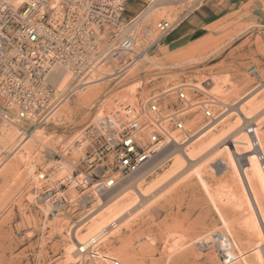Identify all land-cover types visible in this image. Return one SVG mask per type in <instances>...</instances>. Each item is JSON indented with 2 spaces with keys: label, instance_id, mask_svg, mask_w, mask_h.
I'll use <instances>...</instances> for the list:
<instances>
[{
  "label": "rangeland",
  "instance_id": "1",
  "mask_svg": "<svg viewBox=\"0 0 264 264\" xmlns=\"http://www.w3.org/2000/svg\"><path fill=\"white\" fill-rule=\"evenodd\" d=\"M193 6L190 9L183 7L175 13L167 12L165 17L152 20L151 26L156 30L161 19L171 22L180 19L166 38L150 47V55L155 56L154 63L144 60L131 78L128 70L119 80L112 81V85H116L121 78L129 77L113 93L137 86L131 93L141 88L143 94L146 93L143 95L145 99L153 90L182 81L199 82L201 86H207L209 92L213 79L204 80L210 75L220 80L224 94L230 93L229 103L238 101L257 86L262 91H256L259 94L254 101L263 102L264 0H194ZM130 7L136 9V13L141 10L136 1L130 2ZM190 19L195 22L194 28L190 29L191 23L182 27ZM185 33L187 36L183 38ZM72 80L74 85L78 84L75 76ZM52 84L54 111L57 112L53 111L55 114L52 113L47 123L36 131L42 140L35 143L36 156L27 159L29 163L22 164L24 171L10 181L0 195V264H66L67 235L74 233L71 226L96 203L86 201L79 208L83 195L77 191L71 193V190L70 194H75L76 199L59 217L47 221L42 218V210L34 205L30 178L41 166L54 167L57 159L45 160L44 152L54 149L63 156L66 148L75 143L78 133L92 123L102 103L106 102L107 108L115 106L108 98L112 95L110 93L101 95L92 110H77L75 93L71 95L67 89L57 92ZM209 94L212 95L211 90ZM213 108L216 113L226 109L218 104ZM235 112L227 115V120L214 130L234 122L238 117ZM58 116L63 118L58 119ZM200 118L202 121L201 113ZM198 126L192 127L194 132ZM253 127L252 134L244 128L237 138H229L227 144L199 165H188L193 151L207 141L213 130L187 148V154L181 152L176 159L166 161L148 176L145 181L152 184L169 171L186 166L176 176L167 177L171 180L142 206L137 198L131 229L121 230L119 236L100 245L97 252L99 264L108 262V253H122L123 250L135 255L136 264H168L169 259L170 264H264V113L254 121ZM21 138L18 136L17 140ZM255 139L259 148L233 141L253 142ZM17 140L14 146L18 145ZM14 146L1 157L4 159L8 155L3 166L13 156L10 152ZM74 156L81 155L74 152ZM2 175L3 171H0V178ZM58 177L60 175L56 174ZM116 257L124 263L120 256L110 260Z\"/></svg>",
  "mask_w": 264,
  "mask_h": 264
},
{
  "label": "built area",
  "instance_id": "2",
  "mask_svg": "<svg viewBox=\"0 0 264 264\" xmlns=\"http://www.w3.org/2000/svg\"><path fill=\"white\" fill-rule=\"evenodd\" d=\"M132 1L141 10L148 5L147 0H0V137L18 129L23 140L47 123L55 104L47 75L56 64L71 71L80 85L97 65L110 67L109 78H118L136 63L140 54L135 52L133 24L141 10L136 13ZM176 23L161 19L157 39L166 38ZM214 105L207 86L195 88L182 81L153 90L139 103H122L121 110L112 111L98 127L89 126V144L75 141L84 147L82 157L45 151V160L57 158L55 166H41L30 178L34 205L42 210L43 220L64 213L72 203L71 190L83 195L79 208L86 201L96 202L149 163L174 131L187 140L194 113H201L205 125L212 124L221 113ZM64 164L67 169L56 178L55 167ZM105 234L102 230L86 244L79 243L80 253L98 252ZM84 255L89 262L90 256Z\"/></svg>",
  "mask_w": 264,
  "mask_h": 264
},
{
  "label": "bare ground",
  "instance_id": "3",
  "mask_svg": "<svg viewBox=\"0 0 264 264\" xmlns=\"http://www.w3.org/2000/svg\"><path fill=\"white\" fill-rule=\"evenodd\" d=\"M147 2H148V5L140 11L139 16L135 19V22L133 24L134 25L133 27H136V30H137V35H135V41H136L135 52H137V54H140V55L138 59L139 61L137 60L136 64H134L131 68L128 69L129 70L128 75H130V78H131V74L135 75L137 73V67L142 61L145 60L146 62H153V63L155 61L154 60L155 56L150 55L151 53H149V49L150 47H152V45H154V43H157L158 41H160V39H157L159 35L158 33L155 35V32L157 31L154 29L153 26H151L152 20L154 18L165 17V14L167 12L175 13V11H178L179 9L183 7H186L188 9L194 7L193 6L194 0H147ZM178 20L180 19H176L175 21L178 22ZM178 33H181V32L179 31ZM109 68L105 66L104 64L97 65L93 69V71L90 72V75L87 78V81L81 83L80 85L79 84L74 85V81L72 80L74 75L71 73V71H69L66 67L62 65L56 64L55 67L48 73L47 79L51 83V85H53L52 82L55 84L57 92L63 91V89H67L69 90V93L71 95L75 93V99H76L75 101L77 102V108H78L77 110H82V111L92 110V108L95 107L96 100L99 99L101 95L103 94L107 95V94L112 93V95H110L108 98L112 99V104L114 103L115 106L113 107L111 105L109 106V108H107V103L106 102L102 103L98 109V114L96 115L95 118H93L92 123L88 125V127L89 126L98 127L101 120H103L105 117H108L112 111L115 112V111L121 110V107L119 105H121L122 103L130 102V101L134 103H139L141 102V99H143V95L146 94V93L143 94L142 91L139 92L138 90L139 88H137V92L131 93V91L134 90L137 86L136 87L130 86L132 88L126 87L125 89H123V91L119 90L118 92L113 93L115 89L121 86L119 84H121L122 81L127 80L129 77L126 76L127 78L126 77L121 78V81H118L116 85H112V81H115L116 79L123 76L128 70L118 78H112V77L109 78V76L112 75L111 69ZM206 77L208 78L205 79L204 81L208 79L209 80L213 79L210 82V87H211L210 90L212 92V96H213L215 104L221 105L224 108H226L225 111L221 113L222 118H220L221 116L218 115L220 119L216 118L213 121V123L215 124L205 125L204 122L201 121L200 113L199 112L194 113L193 118L187 124L189 131H190V135L187 140H184V137L179 131H174L171 134L169 133L170 135H172L171 141L164 147L163 150H161L143 168L139 169L132 175L124 178L119 183V185H117V187H115L113 190L109 191L108 193L103 195L100 199H98L95 205L93 206V208L89 210L90 212H88L86 216L76 221L75 225L71 226L72 230L74 229V233L72 234L68 230L69 233L67 236L69 239L67 241H69V243L66 245V250L64 254L66 264H75V263H78L80 260H82L81 264H99V261L97 258L98 254L96 251H92L91 253H88V252L84 253L90 256L89 258L91 260L87 262L86 255L81 254L82 252H81V249L78 248L79 247L78 244L79 243L86 244L87 240L91 236L93 235L95 236L99 234L100 232H102L103 230V231H106V234L103 237L100 244L98 245V247H100V245L104 241H107L109 238L119 236L121 230L131 229L130 222H131V217L133 216L132 211H135L136 209L135 208L133 210L134 206L136 205L134 202L137 200V198H140L138 199L139 201L137 200V202L138 204H141L142 206L143 204L146 203L148 199H151L152 197H154L157 194V192L160 190V188L166 183H168V180H171L170 179L171 177H173L175 174L177 175L178 171L184 169V167L186 166H184L180 170L173 169L169 171V173L163 176L159 181L152 183V184H148L145 181V179L151 174H153L159 167L163 166V164L166 161H171V160L173 161L174 159H176L178 155H180L181 152L187 154V151H185V150H188L187 148H191L197 141H199L200 139L208 135L211 131L216 129L218 125L225 122L227 120V115L229 114L233 115V113L231 114V112L236 111L235 113H237V116H238L236 120L234 122H230L227 125V127H224L219 130L217 128V130H214L210 134V137L207 139V141L203 143L200 147H198L196 150L193 151L192 156H190L188 159L189 161L188 165H193V166L199 165V163H201L203 159H206L209 155L213 154V152L216 151L219 147L224 145L226 141H228L229 138L234 137V136H235L234 138H237L236 135L239 132H241L244 128H247L251 132V134L254 132V127H253L254 121H256L260 117V115L264 113V101L263 102H261V100L257 102L254 101V99L258 97V95L256 94L257 93L259 94V92L261 93L262 90H259L257 86L256 88H253L251 91H248V93H246L245 96H243L242 98L238 99L239 97L238 96L237 97L238 101L232 102V103L230 101L229 103L228 98L230 96V93L224 94V91H221L222 83L220 82V80L214 79L210 75L209 76L206 75ZM195 79L199 81L197 79V76L195 77ZM187 84L195 88H200V87L202 88L199 82L198 83L190 82ZM257 90H259V92L256 93ZM54 109L52 111H54ZM68 116L69 115L67 114V117ZM62 118L63 116L61 117L58 116V119H62ZM201 122L203 123L202 126H198V124ZM195 126H198V127L195 129V132H194L192 127H195ZM36 131H34L27 138L21 141H19V139L17 140L19 136L18 134H16V133H19L18 129H13L8 133V135L0 137V155L2 154L3 151L4 152L9 151V148L15 145L14 143L16 140L18 144L14 146V149L10 152V153H13V156H11V158L7 161V163L0 169V171H3V175L0 178V195H1V192H3V190L5 189V187L8 186L10 181L18 178L21 172L24 171L21 167L22 164L29 163L28 161L26 162V160L33 159V157L36 156L35 154L37 152V148L35 146V143L37 141L39 142L42 141L40 135L36 134ZM89 137H90L89 130L87 131L83 130V132L78 133L76 140L84 141L83 146H86L90 142ZM2 139L3 140L5 139V140L3 141ZM76 140H74L73 142H75ZM190 141H191V144L188 145L187 143ZM233 141L237 144L247 143L248 145H250V147L253 146L255 148H259V144L256 141V139L253 142H246L243 140L241 141L233 140ZM82 148L78 147L77 144L72 143L63 152V157H67L70 155V153H72L73 158H76V159L80 158L83 156ZM45 149L46 148H44L43 151ZM43 151L41 152V154L43 153ZM52 151L56 152L54 149H52ZM74 152L79 153V155L81 156L79 157L74 156ZM57 167L58 166H56L53 171L54 174L59 173V175H61L62 174L60 173L61 170L67 169L65 167V164L62 166V168L61 167L57 168ZM169 176L170 178H167ZM198 177H200L201 179L200 171H198ZM72 192L73 190L71 191V193ZM69 196L71 197L72 202L74 201V199H76L75 194L73 195L70 194ZM57 217L59 216H56L55 218ZM224 222L228 226V223H227L228 221L226 219ZM218 236L220 237V234H217V237ZM248 239H251V238H248ZM209 242L211 241L209 240ZM246 243L248 244V241H246ZM209 247L210 246H208L207 248ZM98 251H99V248H98ZM123 251L122 253L121 252L120 253L118 252L108 253L107 257L109 259L108 258L106 259L105 257L104 258L108 260V262H110L111 258L115 256H120L122 257L121 259H123V262H124L123 264H134V263L136 264L135 261L137 260H136L135 255L132 252L129 253L128 251L129 254H126L127 252L124 253ZM197 252H195V254ZM137 255L138 254H136V256ZM116 259L119 260L117 257ZM170 260L171 259H169V262ZM169 262L168 264H170ZM102 263L104 262L102 261ZM152 264H155V263H152Z\"/></svg>",
  "mask_w": 264,
  "mask_h": 264
},
{
  "label": "crops",
  "instance_id": "4",
  "mask_svg": "<svg viewBox=\"0 0 264 264\" xmlns=\"http://www.w3.org/2000/svg\"><path fill=\"white\" fill-rule=\"evenodd\" d=\"M189 23L192 24V27H190V29H191V28L193 29L194 26H195V22L193 21V19H190V20H189L188 22H186L182 27H184L185 25H187V24H189ZM182 27H181V28H182ZM192 29H191V30H192ZM189 31H190V30H189ZM189 31H188V32H189ZM178 32H179V30H178ZM188 32H187V33H188ZM187 33H185L182 37L185 38V36H187Z\"/></svg>",
  "mask_w": 264,
  "mask_h": 264
}]
</instances>
